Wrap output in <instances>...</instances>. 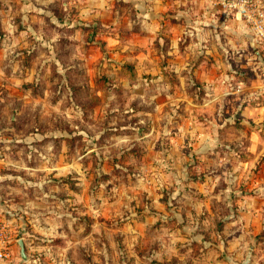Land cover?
Here are the masks:
<instances>
[{
	"label": "rangeland",
	"instance_id": "rangeland-1",
	"mask_svg": "<svg viewBox=\"0 0 264 264\" xmlns=\"http://www.w3.org/2000/svg\"><path fill=\"white\" fill-rule=\"evenodd\" d=\"M204 2L205 32L187 39L175 35L182 46L180 56L168 48L172 33L162 35L160 61L147 68L149 72L137 71L127 62L100 66L82 59L76 68L67 69L66 77L72 80L63 81V87L60 81L55 87V79H45L32 84L27 93L25 84L17 83V96L2 101L0 126H11L3 135L16 142L0 146L8 159L1 169L8 175L0 179L4 205L0 216L8 223L10 239L24 238L28 255L21 262L16 251L14 264H264V144L252 145L246 152L249 145L242 143L237 150L251 163L240 168L236 162L233 104L241 85L236 84V20L245 25L253 44H259L248 24L236 18L235 7L219 0ZM125 10L133 23L131 9ZM118 36L126 43L139 41L137 35L122 31ZM184 43H193L186 54L188 63H194L188 94L199 101L207 84V91L219 95L203 110L207 118L203 123L221 120L231 127L200 129L201 110L197 113L192 107L185 109L184 101L169 100L175 74L187 69L174 72L168 63L184 57ZM127 52L129 57L134 51ZM66 58V64L73 62ZM151 73L163 80L155 81ZM153 91L159 95L152 98ZM256 93L249 101L264 102L263 91ZM157 102L166 103L155 108ZM170 102H178L180 108ZM140 110L145 114L136 113ZM183 116L192 119L195 128H187V137L175 131ZM259 119L261 132L264 118ZM143 124L140 142L135 131ZM165 126L167 131L175 129V136L189 138L185 143L189 149L196 147L191 139H217L208 149L201 146V158L190 163L188 182L202 181L203 186L193 183L184 195L182 188L171 196L169 178L161 180L153 169L157 163L153 157L169 152L164 142L168 132L160 129ZM153 133L163 136L159 141L164 145L153 147L159 139ZM158 164L166 170L165 162ZM210 171L218 172L217 187L202 177ZM233 181L236 186L226 189ZM227 202L236 204V210L230 211ZM231 213L236 216L233 223L221 220Z\"/></svg>",
	"mask_w": 264,
	"mask_h": 264
},
{
	"label": "crops",
	"instance_id": "crops-1",
	"mask_svg": "<svg viewBox=\"0 0 264 264\" xmlns=\"http://www.w3.org/2000/svg\"><path fill=\"white\" fill-rule=\"evenodd\" d=\"M125 7L131 9L132 13L130 15L133 17V23L126 16ZM206 7L204 0H0V105L6 97L10 99L17 96V83L25 84L24 89L27 93H30L29 87L32 84L36 85L37 82L41 83L45 79L47 81L55 79V87L59 85L57 82L60 81L59 87L61 88L63 81L72 80L66 77L67 69L76 68L78 63L80 65L82 59L83 61L86 60L87 64L93 63L100 66H106L113 62L122 66L127 62L132 67L134 65L137 71L149 72L150 70H147V68L155 66V63L160 61L158 53L160 51V40L163 38L162 35L172 33L168 38V41L170 40L168 48L170 47V52L177 53V56H180L179 49L182 46L176 43L177 36L174 37L175 35L184 34L185 39H187L186 36L193 34L198 36L205 32ZM121 31L137 35L139 41H128L126 43V40H122L118 36ZM149 35L151 36L148 37ZM201 42H203L202 39ZM192 44L184 43V57L178 59L179 62H177V59L175 61L172 58L167 59L176 62L175 64L174 62L168 63L174 67L172 68L174 72L187 69L184 73H174L176 79L174 90L168 92V95L170 101L174 99L184 101L185 103L182 106L185 109L192 107L197 113L198 110H201L198 120L201 119L199 120L202 124L200 129H203V125H207L203 123L207 119L203 110H208L209 105L219 95L207 91V84L205 85L206 91L199 101L195 97L193 98L191 92L188 94L190 91L189 84L193 79L192 69L194 63H188L186 54L192 48ZM195 44L198 45L197 42ZM84 49L88 52L83 51ZM64 51H68V53ZM127 51L134 52L127 57ZM256 52L258 55H256ZM257 56L258 60H256ZM65 57H68L66 58L68 60L70 57L73 62L69 63L67 61L69 64H66ZM151 74V78H154L155 81L163 80L162 75ZM144 78L145 76L142 75V80ZM205 78H208V76L206 75ZM106 83L109 84V81H106ZM238 83H241V85L240 88H236V98L234 97L236 107L235 103L233 104V107L236 108V162H238L240 168H243V166L249 165L251 160L249 158L246 160L240 155L242 152L237 150L238 146L240 147L242 143L246 146L249 145V148L246 149L247 152V150H252V145L264 144V131L259 132L257 124L261 121L259 116L264 118V102L255 104L249 101L250 94H257V89H261L264 94V47L255 46L245 25L236 20V84ZM67 90L72 89L67 86ZM157 95H159V91H153L150 96L154 98ZM178 102H170V104H176L174 108L178 109L180 108ZM165 103L157 102L155 108L164 106ZM124 112H129V110H124ZM136 113L145 114V110ZM183 118V122H177L176 130L167 131L166 126L160 128L163 134L166 131L168 132L164 135L165 138H168L164 142L170 148L168 154L164 153L153 157V162H157L153 167L155 174L161 180L167 176L169 178L167 182L171 184V187L173 185L170 189L171 196L177 189L182 188L184 195L186 189L193 186V183L202 185V181L188 182V179H191L188 176L191 172H189V169L192 168L190 166L191 160L194 158L197 161V158H201L198 155L201 146L208 149L217 141L212 137L191 139L195 141L196 147L189 149L185 144L189 138H183L179 134L174 135L176 133H174V130L182 131L184 136L187 137V128L195 129L193 125H190L192 119H187L184 116ZM137 122H142V120L138 119ZM143 125H137L135 131L136 138L140 142H143L145 135V125ZM215 125L218 129L231 127V124L218 120L209 122L207 128ZM152 128L155 132L159 131L153 125ZM7 129H11L10 123L7 127L0 126V146L5 148L6 145L9 147L12 142H16V138L12 139L10 135L7 138L4 137L3 131ZM153 135L156 138L159 136L156 133H153ZM199 136H201L200 133ZM162 137L160 134L159 139H156L157 141L153 138L156 141V145L153 143V147L160 144L164 145L163 142L159 141ZM243 138H246L248 143H245ZM227 140L221 139L220 142L227 143L233 139ZM6 159L5 153H0V179L8 175L1 170L3 169L2 163ZM161 162L167 164L166 170L163 169V165L158 164ZM196 167L199 168L198 165ZM232 172L234 171L232 170ZM214 173L218 172H205V177L202 176L205 183L206 179L212 182V188L217 187L218 182L216 179L219 178V175ZM233 177L235 181L236 173ZM158 181L160 183V180ZM234 181L233 184L227 182L226 189L232 190V186H236ZM222 191L223 189L219 192ZM235 195L232 197H235ZM0 196L2 195L0 194ZM158 203V208H162L163 205L160 202ZM3 206L0 201V207ZM226 206L230 208V211L236 210V204L234 205V203L227 202ZM205 208L209 209L208 206ZM42 218L46 221L47 216H42ZM235 218L236 216L231 213L226 216V219L223 217L221 220L233 223ZM18 239L22 240L27 260L28 255L25 251L24 238H17L15 241L10 239L9 257L4 261L0 260V264H12L16 251L20 258ZM25 261L21 260V262Z\"/></svg>",
	"mask_w": 264,
	"mask_h": 264
},
{
	"label": "built area",
	"instance_id": "built-area-1",
	"mask_svg": "<svg viewBox=\"0 0 264 264\" xmlns=\"http://www.w3.org/2000/svg\"><path fill=\"white\" fill-rule=\"evenodd\" d=\"M226 7L236 8V18L248 24L249 33L257 40V44L264 46V0H219ZM9 227L0 216V260L9 257Z\"/></svg>",
	"mask_w": 264,
	"mask_h": 264
},
{
	"label": "water",
	"instance_id": "water-1",
	"mask_svg": "<svg viewBox=\"0 0 264 264\" xmlns=\"http://www.w3.org/2000/svg\"><path fill=\"white\" fill-rule=\"evenodd\" d=\"M17 244H18L19 249H20V252H19L20 258H21L22 261H25L26 260V255H25V252H24V246L22 244V240L18 239Z\"/></svg>",
	"mask_w": 264,
	"mask_h": 264
}]
</instances>
